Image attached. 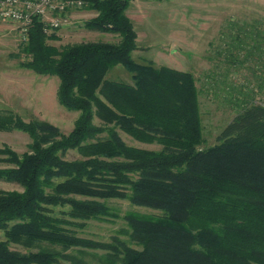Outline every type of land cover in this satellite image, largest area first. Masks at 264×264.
<instances>
[{"label":"trees","instance_id":"16d2710c","mask_svg":"<svg viewBox=\"0 0 264 264\" xmlns=\"http://www.w3.org/2000/svg\"><path fill=\"white\" fill-rule=\"evenodd\" d=\"M84 1L97 13L84 26L118 41L58 47L35 17L22 62L58 77L60 103L80 112L74 128L0 113V129L32 139L23 154L0 150L9 165L0 180L23 188L0 189V264H264V97L250 94L217 143L201 147L195 75L134 58L132 0ZM117 65L131 83L108 77ZM120 131L162 148L129 145ZM111 199L159 213L127 212L128 240L81 235L87 221L110 214Z\"/></svg>","mask_w":264,"mask_h":264},{"label":"rangeland","instance_id":"374dc122","mask_svg":"<svg viewBox=\"0 0 264 264\" xmlns=\"http://www.w3.org/2000/svg\"><path fill=\"white\" fill-rule=\"evenodd\" d=\"M126 13L138 34V48L133 52L138 62L167 65L195 75L203 124L201 147L217 143L218 135L241 110L244 99L254 95L260 101L264 97V0H132ZM61 16L62 25L48 33L57 36L49 41L52 45L120 39L114 33L86 28L84 23L97 13L85 7ZM27 41L17 23L0 20V113H13L27 122L47 121L67 134L80 112L68 110L60 103L58 77L41 75L22 65ZM108 77L133 81L132 74L122 65L113 67ZM96 122L99 124L97 119ZM120 133L129 145L162 148L158 143L139 142ZM31 141L25 131L0 129V150L8 147L23 154ZM75 153L69 157H76ZM6 158L0 154V168L9 167ZM0 189L23 190L20 184L4 180H0ZM107 202L110 214L87 221L85 227L78 228L81 235L106 241L114 236L128 240L124 219L127 212L159 213L127 200ZM5 239L0 230V240ZM10 246L20 252L28 251L15 243Z\"/></svg>","mask_w":264,"mask_h":264},{"label":"built area","instance_id":"2783aa9c","mask_svg":"<svg viewBox=\"0 0 264 264\" xmlns=\"http://www.w3.org/2000/svg\"><path fill=\"white\" fill-rule=\"evenodd\" d=\"M85 5L84 0H0V20L17 23L26 40L35 17L41 18L45 32L50 33L62 25L61 14Z\"/></svg>","mask_w":264,"mask_h":264}]
</instances>
